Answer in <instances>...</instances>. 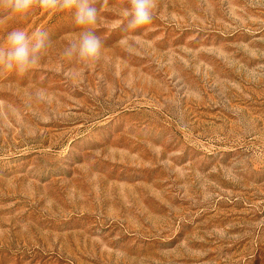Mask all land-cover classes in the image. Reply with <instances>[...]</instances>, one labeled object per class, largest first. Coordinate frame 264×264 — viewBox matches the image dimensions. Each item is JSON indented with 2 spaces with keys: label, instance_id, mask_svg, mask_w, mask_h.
Segmentation results:
<instances>
[{
  "label": "rangeland",
  "instance_id": "rangeland-1",
  "mask_svg": "<svg viewBox=\"0 0 264 264\" xmlns=\"http://www.w3.org/2000/svg\"><path fill=\"white\" fill-rule=\"evenodd\" d=\"M96 0L102 58L63 55L74 12L0 9V264H264V0H156L135 30Z\"/></svg>",
  "mask_w": 264,
  "mask_h": 264
},
{
  "label": "clouds",
  "instance_id": "clouds-1",
  "mask_svg": "<svg viewBox=\"0 0 264 264\" xmlns=\"http://www.w3.org/2000/svg\"><path fill=\"white\" fill-rule=\"evenodd\" d=\"M95 3L96 0H0V9L17 16H26L34 6L74 12V22L81 30L68 43L63 55L89 64L102 58L103 49V42L95 32L99 21ZM155 3L156 0H126L127 6H121L120 15L127 19V28L135 30L150 24ZM50 44L48 34L42 30L31 36L22 29L12 30L6 36L7 46L0 47V66L24 75L39 66Z\"/></svg>",
  "mask_w": 264,
  "mask_h": 264
}]
</instances>
